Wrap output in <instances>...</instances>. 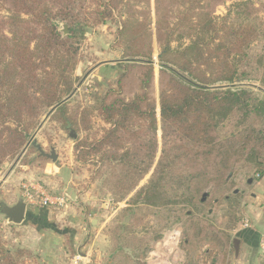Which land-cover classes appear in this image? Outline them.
<instances>
[{
    "label": "rangeland",
    "instance_id": "374dc122",
    "mask_svg": "<svg viewBox=\"0 0 264 264\" xmlns=\"http://www.w3.org/2000/svg\"><path fill=\"white\" fill-rule=\"evenodd\" d=\"M157 1L123 0L124 12L131 19L134 32L145 37L144 49L152 51L154 72L148 94L156 107L157 131L153 134L148 128L149 121L135 118L128 123L127 131H120L119 141L107 145L104 151L86 157L84 153L90 152L89 147L77 152L79 144H95L112 128L100 114L104 103L109 105L118 98L131 99L144 93L142 81L146 65L129 64L125 60V43L118 39L117 26L108 23L86 29L85 36L79 40V64L73 72L78 81L71 96L63 98L66 110L61 113L55 110L51 113L53 108L48 110L40 125L31 131L24 153L2 164L0 204L14 206L21 199L27 203V189L35 193V188L50 197L63 192L75 196L87 194L86 200L78 202L86 217L74 216L76 222L71 225L66 223L68 215L60 221L35 212L31 217V212L44 208L38 204L28 203L31 218L21 225L8 222L0 213V239L7 248L29 252L22 259L25 264H81L84 260L87 264H264L259 256L253 255L250 259L246 246L236 259L233 244L235 239L242 242L250 232L260 233L263 226L264 171L260 173L254 163L246 161L247 150L234 159L232 173L224 177H218L214 165L209 166L202 158L198 161L194 157L183 158L178 174L182 182L164 181L167 198L169 194L178 196L173 198L174 203L166 204L168 198L159 200L164 204L159 207L144 201L132 204L135 193L154 177L164 142L175 140L181 146L186 140L181 128L167 133L166 137L162 131L160 92L167 77L161 74L158 62L157 12L160 20H167L171 25L183 20L186 27L177 30L175 37L183 35L182 43L188 44L186 38L192 34L189 26L196 19L192 8L198 7V1L207 6V12L225 16L238 0ZM253 1L255 5L248 8L249 14L264 18V0ZM125 40L128 42L129 38ZM173 46L177 47L178 43ZM255 86L260 87L258 83ZM233 123L228 124L229 131H234ZM256 124L263 126L264 123L257 120ZM72 132L77 135L76 139L71 137ZM133 132L137 139L131 136ZM153 141L157 147L149 172L132 194L116 200L121 196L122 185L118 187L110 176L119 174L121 166L101 163L102 159L107 155L114 158L116 151L123 155L141 148L145 155ZM250 142L254 144L252 137ZM185 145L187 149H196L191 141ZM35 146L46 154L55 153L58 160H40ZM258 151L263 156L259 162L264 163V144L258 146ZM144 155L137 160L142 172L150 162ZM48 165L55 173H49L46 179L41 175L39 179ZM205 166L209 168L208 175L204 173ZM30 172L34 174L25 177ZM189 174L197 178L189 179ZM204 194H209V198L203 202ZM48 211L55 212L53 208Z\"/></svg>",
    "mask_w": 264,
    "mask_h": 264
},
{
    "label": "trees",
    "instance_id": "16d2710c",
    "mask_svg": "<svg viewBox=\"0 0 264 264\" xmlns=\"http://www.w3.org/2000/svg\"><path fill=\"white\" fill-rule=\"evenodd\" d=\"M198 2V7L192 8L196 19L189 26L192 34L186 38L188 44L182 43L183 35L175 37V32L185 26L183 20L171 25L159 19L157 9L158 62L161 74L167 77L160 92L162 131L166 137L181 128L186 140L181 146L175 140L164 142L154 177L135 193L133 205L144 201L159 207L164 205L159 200L168 198L166 204L174 203L178 196L169 194L167 198L164 181L182 182L178 174L183 158H202L209 166L214 165L218 177H224L232 173L234 159L247 150L246 161L254 163L260 173L264 171V163L259 162L263 156L258 151L264 144V124H256L257 120L264 123V18L249 14L253 0H238L225 16L207 12V6ZM124 7L123 0H0V168L6 160L24 153L31 131L48 110H66L63 98L71 96L78 81L73 72L79 64V40L86 29L108 23L117 26L118 39L125 43V60L146 65L144 93L104 103L100 114L112 128L95 144H79L77 152L89 147L90 152H83L86 157L104 151L119 141L120 131H127L135 118L149 121L153 134L157 131L156 107L148 94L154 72L152 51L144 49L145 37L136 35ZM63 25L68 27L67 36L61 32ZM231 123L234 131H229ZM131 136L137 139L134 132ZM190 141L196 149L186 148ZM156 147L153 141L145 155L141 148L123 155L116 151L114 158L103 156L101 163L121 166L119 174L110 176L118 187L122 185L116 200H123L138 188L152 166ZM36 148L45 162L48 157ZM143 155L150 162L142 172L137 160ZM205 167L208 175L209 168ZM112 195L117 196L113 191ZM28 254L23 249L7 248L0 239V264H25L22 259Z\"/></svg>",
    "mask_w": 264,
    "mask_h": 264
},
{
    "label": "crops",
    "instance_id": "0c3cea01",
    "mask_svg": "<svg viewBox=\"0 0 264 264\" xmlns=\"http://www.w3.org/2000/svg\"><path fill=\"white\" fill-rule=\"evenodd\" d=\"M59 170V169H57ZM54 170L51 169V166H46L43 170H42V173L39 174V179H41V175H44L45 177H43V179H46L48 178V175L49 173H55L53 172ZM34 173L33 172H30L29 174H26L25 177H29L31 175H33ZM37 189V188H36ZM68 191V190H67ZM62 194H66L69 198V201L68 203L63 207V208H56L54 209L55 212L54 213H51L48 211V209L50 210L51 208L50 207H47V208H41L39 210L36 211H33L31 212V217L32 215L35 213H38L42 216H45V217H49V216H54L55 219H59V221L62 219V217H65V215H68V218L66 220V223H68V225H71L73 222H76L74 216H78L80 217V215H83L86 217V211L82 208V210L78 207V202L80 200L84 201L87 199L86 195H71V194H68V193H62ZM257 201H259V198H257ZM76 204V205H75ZM77 206V207H74ZM67 208H69V212L67 210ZM77 208V209H76ZM61 209H64V211H60ZM57 211V212H56ZM59 211V212H58ZM85 211V212H83ZM91 223L94 222L93 219L90 220ZM262 222H263V226L261 227V231L260 233H256V232H250L246 235L245 239L241 242L240 244V256L242 255V252H243V248L246 246L249 248L248 250V253L251 254L250 255V259H253L254 256L253 255H256V256H259L260 259L262 257L261 255V252H260V248H259V239H260V236L261 234L264 232V216H262ZM82 224V223H80ZM98 259H96L95 261L97 262ZM81 264H87L86 260H84L83 262H81Z\"/></svg>",
    "mask_w": 264,
    "mask_h": 264
},
{
    "label": "water",
    "instance_id": "95a60500",
    "mask_svg": "<svg viewBox=\"0 0 264 264\" xmlns=\"http://www.w3.org/2000/svg\"><path fill=\"white\" fill-rule=\"evenodd\" d=\"M61 32H64V34H69L68 27L66 25L62 26ZM71 137L77 138V135L72 132ZM41 153L45 155L48 158H51L54 162L58 160V155L55 153H52L51 155L44 153L41 150ZM251 183V181H249ZM238 193V191L236 192ZM208 194H204L202 201L204 202L207 198ZM0 213L5 216V218L8 220V222L15 224V225H21L23 224L26 219H28L29 214H28V205L27 203L21 199L19 200L14 206H9L5 203L0 204ZM234 249H235V257L238 259L239 254H240V240L235 239L234 240Z\"/></svg>",
    "mask_w": 264,
    "mask_h": 264
},
{
    "label": "built area",
    "instance_id": "2783aa9c",
    "mask_svg": "<svg viewBox=\"0 0 264 264\" xmlns=\"http://www.w3.org/2000/svg\"><path fill=\"white\" fill-rule=\"evenodd\" d=\"M27 195V205L32 204H38L41 207H50L54 209L63 208L69 201V198L66 194H60L54 197L48 196L43 190L35 188V193L30 192L29 189H27L26 192ZM259 248L261 255L264 259V232L261 234L259 239Z\"/></svg>",
    "mask_w": 264,
    "mask_h": 264
}]
</instances>
